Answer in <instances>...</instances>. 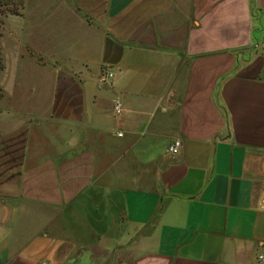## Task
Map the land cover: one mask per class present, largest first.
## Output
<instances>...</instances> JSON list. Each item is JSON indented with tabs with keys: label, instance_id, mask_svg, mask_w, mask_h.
<instances>
[{
	"label": "crops",
	"instance_id": "crops-1",
	"mask_svg": "<svg viewBox=\"0 0 264 264\" xmlns=\"http://www.w3.org/2000/svg\"><path fill=\"white\" fill-rule=\"evenodd\" d=\"M31 2L0 264H264V0Z\"/></svg>",
	"mask_w": 264,
	"mask_h": 264
},
{
	"label": "rangeland",
	"instance_id": "rangeland-1",
	"mask_svg": "<svg viewBox=\"0 0 264 264\" xmlns=\"http://www.w3.org/2000/svg\"><path fill=\"white\" fill-rule=\"evenodd\" d=\"M20 2L17 13H11L7 10L3 13L7 6H10L9 0H0V71H3L6 64L13 63L17 60V54H22L24 46L30 48L28 42H23L21 36H25L28 26V13H35L31 0H18ZM44 6V2L42 3ZM0 78L7 80L2 73ZM2 106L7 110L9 102L2 101Z\"/></svg>",
	"mask_w": 264,
	"mask_h": 264
},
{
	"label": "built area",
	"instance_id": "built-area-1",
	"mask_svg": "<svg viewBox=\"0 0 264 264\" xmlns=\"http://www.w3.org/2000/svg\"><path fill=\"white\" fill-rule=\"evenodd\" d=\"M258 47H262L264 49V40L257 44ZM113 77V73L110 70L103 69L100 71V73L97 76V83L103 84L109 81ZM111 113L114 119H117L121 116L123 113V105L118 99H115L112 104ZM120 136V133L117 134ZM179 147V142L177 140L172 141L168 147L167 150L170 153H176L177 149ZM256 259L258 262H264V251L262 253L257 254Z\"/></svg>",
	"mask_w": 264,
	"mask_h": 264
},
{
	"label": "trees",
	"instance_id": "trees-1",
	"mask_svg": "<svg viewBox=\"0 0 264 264\" xmlns=\"http://www.w3.org/2000/svg\"><path fill=\"white\" fill-rule=\"evenodd\" d=\"M10 6H7L5 10L1 11V13L5 12L6 10L11 13H17V8L20 4L18 0H9Z\"/></svg>",
	"mask_w": 264,
	"mask_h": 264
}]
</instances>
